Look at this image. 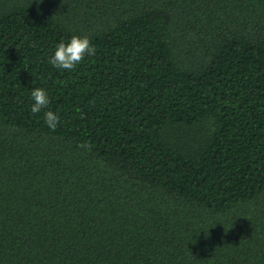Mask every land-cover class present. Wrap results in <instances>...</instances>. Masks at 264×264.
Instances as JSON below:
<instances>
[{
  "label": "trees",
  "instance_id": "1",
  "mask_svg": "<svg viewBox=\"0 0 264 264\" xmlns=\"http://www.w3.org/2000/svg\"><path fill=\"white\" fill-rule=\"evenodd\" d=\"M0 264H264V0H0Z\"/></svg>",
  "mask_w": 264,
  "mask_h": 264
},
{
  "label": "clouds",
  "instance_id": "2",
  "mask_svg": "<svg viewBox=\"0 0 264 264\" xmlns=\"http://www.w3.org/2000/svg\"><path fill=\"white\" fill-rule=\"evenodd\" d=\"M93 55H95V46L91 44L87 36L72 35L66 42L61 40L56 44L49 63L57 69L69 70L74 68L85 57ZM30 97L32 100L30 112L32 114L47 108L50 103L47 90L42 87L32 88ZM43 118L46 125L51 129H55L60 120V116L51 109L43 112Z\"/></svg>",
  "mask_w": 264,
  "mask_h": 264
}]
</instances>
